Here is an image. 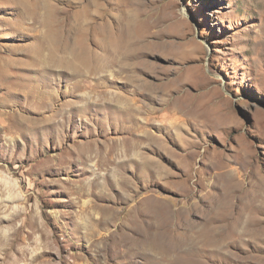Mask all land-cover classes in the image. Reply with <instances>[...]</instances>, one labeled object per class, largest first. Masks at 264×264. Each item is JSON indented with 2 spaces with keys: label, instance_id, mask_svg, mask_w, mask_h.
<instances>
[{
  "label": "rangeland",
  "instance_id": "obj_1",
  "mask_svg": "<svg viewBox=\"0 0 264 264\" xmlns=\"http://www.w3.org/2000/svg\"><path fill=\"white\" fill-rule=\"evenodd\" d=\"M159 246L264 264V0H0V264Z\"/></svg>",
  "mask_w": 264,
  "mask_h": 264
},
{
  "label": "bare ground",
  "instance_id": "obj_2",
  "mask_svg": "<svg viewBox=\"0 0 264 264\" xmlns=\"http://www.w3.org/2000/svg\"><path fill=\"white\" fill-rule=\"evenodd\" d=\"M81 6H85L86 7V5H81ZM120 44V43H119ZM118 44V45H119ZM116 45V44H115ZM122 48H124V47H122ZM121 48V49H122ZM136 80H134V82H135ZM135 86V85H134ZM138 88V87H137ZM130 101H132V100H130ZM128 102V101H127ZM129 103H131V102H129ZM128 103V104H129ZM130 105H133L132 103L130 104ZM129 106V105H128ZM125 108V107H124ZM130 108V107H129ZM136 109V108H135ZM125 110H127V108L125 109ZM143 139H144V142L143 143H145V144H151L152 143V136H150V134L148 135H145L144 137H143ZM155 139V138H154ZM142 140V139H141ZM137 147H138V145H137ZM142 148V147H141ZM141 148H139L138 150L136 149V146L134 145V144H131V145H128L127 146V150L128 151H132L133 152V154L134 155H136V156H139V155H142V151H141ZM180 156V155H179ZM229 178H231L232 176H228ZM148 197H150V195H145V196H143V198H147L148 199ZM142 200V199H141ZM141 200H140V202H136V204H135V206H142V203H141ZM176 202V201H175ZM179 202H181V201H179ZM145 203V202H144ZM182 203V202H181ZM195 203V202H194ZM144 205V204H143ZM145 206V205H144ZM146 206H148V205H146ZM181 206H183V205H181ZM207 222V221H206ZM205 223V222H204ZM208 223V222H207ZM207 225V224H206ZM210 225V224H209ZM211 226V225H210ZM218 231H215L214 229H212V230H209L208 231V234L209 235H206L202 240L204 241V242H208V243H213V244H218L219 245V240H223V239H216L217 237H215L216 236V233H217ZM221 233V232H220ZM219 233V234H220ZM224 234V233H223ZM177 238H179V237H177ZM223 242V241H222ZM146 243V242H145ZM224 243V242H223ZM131 245V244H130ZM166 245V244H165ZM217 245V246H218ZM135 246V245H134ZM134 246H132V247H134ZM137 246V245H136ZM140 246V245H139ZM141 247V246H140ZM166 247H168V246H166ZM166 247H164V246H159V247H156L155 249H157L158 250V256H157V263L158 264H164V258L166 257L165 256V254L166 253H168V252H170V250H168ZM134 249V248H133ZM173 249V248H172ZM171 249V250H172ZM181 252H182V250H181ZM184 252V251H183ZM129 253H130V251H129ZM154 254V253H153ZM148 259V258H147ZM153 259H154V257H153ZM156 259V258H155ZM154 259V260H155ZM154 263H155V261H154ZM168 264V263H167Z\"/></svg>",
  "mask_w": 264,
  "mask_h": 264
}]
</instances>
